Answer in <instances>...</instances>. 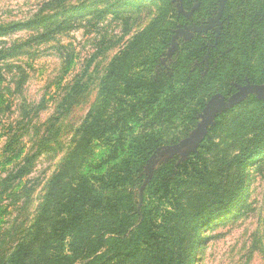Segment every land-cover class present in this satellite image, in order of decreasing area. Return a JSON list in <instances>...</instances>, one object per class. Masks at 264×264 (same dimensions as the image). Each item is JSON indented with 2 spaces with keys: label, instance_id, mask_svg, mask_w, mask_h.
<instances>
[{
  "label": "trees",
  "instance_id": "trees-1",
  "mask_svg": "<svg viewBox=\"0 0 264 264\" xmlns=\"http://www.w3.org/2000/svg\"><path fill=\"white\" fill-rule=\"evenodd\" d=\"M191 1L181 4L190 10ZM210 1L219 13V1ZM198 2L192 16L204 11ZM185 22L171 0H162L156 34L147 39L145 29L138 36L146 41L136 36L115 57L99 80L96 105L48 181L33 234L1 264H122L125 258L135 264H193L195 248L183 250L189 233L216 215H203L214 204L230 207L223 203L226 190L216 188L215 172L205 160L196 161L200 151L161 162L140 202L135 192L159 148L185 142L198 130L211 97L264 82V0H225L216 27L177 37L176 25ZM13 28L0 26V34ZM132 48L139 54L126 58ZM249 99L264 104V98ZM224 125L207 127L199 147L218 129L234 143L257 138L256 129L264 133V114L245 112ZM200 193L213 199L193 204Z\"/></svg>",
  "mask_w": 264,
  "mask_h": 264
},
{
  "label": "rangeland",
  "instance_id": "rangeland-1",
  "mask_svg": "<svg viewBox=\"0 0 264 264\" xmlns=\"http://www.w3.org/2000/svg\"><path fill=\"white\" fill-rule=\"evenodd\" d=\"M171 1L186 21L176 25L177 37L219 14L210 0H202L204 11L196 16L192 13L198 0L191 1L190 10L181 0ZM161 5L162 0H0V26L15 25L0 34V264L18 242L33 234L48 181L70 150L74 132L96 105L101 76L136 36L144 42L156 34L159 24L154 20ZM147 28L148 37L142 39L138 34ZM138 54L132 48L126 58ZM251 96L264 98L248 95L229 109L231 113L217 112L208 127L217 122L227 127L245 112L264 114V104ZM257 132V138L241 137L234 143L218 129L202 147H161L145 169L146 179L135 192L139 202L158 164L199 151L196 161L205 160L216 174V188L226 190L223 203L230 207L214 204L203 215H216L189 233L183 250L195 248L193 264H264V133ZM100 150L97 147L94 155ZM193 199L195 205H207L213 198L200 193ZM134 261L125 258L121 263Z\"/></svg>",
  "mask_w": 264,
  "mask_h": 264
},
{
  "label": "water",
  "instance_id": "water-1",
  "mask_svg": "<svg viewBox=\"0 0 264 264\" xmlns=\"http://www.w3.org/2000/svg\"><path fill=\"white\" fill-rule=\"evenodd\" d=\"M219 2L220 3H219L218 17L214 19H210L206 25L187 28L186 33H188V31L191 30L192 31L206 30L210 28L214 22H219L222 8L224 5V0H219ZM250 94H257L259 98L264 97V84L262 85L246 84L243 87H241L239 91L231 94L228 99H226V97H224L221 94L214 95L213 97H211L209 102L205 105V107L202 110L201 120L198 126V133L191 136L188 140L180 143L179 145L165 146L162 148V151H177L193 144L197 145L200 141H202L205 138L207 134L208 124L210 123L211 119L214 117V115L217 112H224L231 109L233 106L241 102Z\"/></svg>",
  "mask_w": 264,
  "mask_h": 264
},
{
  "label": "flooded vegetation",
  "instance_id": "flooded-vegetation-1",
  "mask_svg": "<svg viewBox=\"0 0 264 264\" xmlns=\"http://www.w3.org/2000/svg\"><path fill=\"white\" fill-rule=\"evenodd\" d=\"M218 1H219V0H218ZM224 2H225V0H224ZM219 3H220V2H219ZM223 7H224V5H223ZM222 10H223V8H222ZM221 15H222V12H221ZM220 19H221V16H220ZM220 19H219V21H220ZM214 23L216 24V25H215V27H216V26L218 25L219 22H214ZM214 23H213V24H214ZM213 24H212V25H213ZM211 27H212V26H211ZM212 28H213V27H212Z\"/></svg>",
  "mask_w": 264,
  "mask_h": 264
}]
</instances>
